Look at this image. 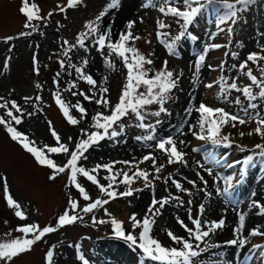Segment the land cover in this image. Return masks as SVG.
I'll return each instance as SVG.
<instances>
[{"label":"rangeland","instance_id":"obj_1","mask_svg":"<svg viewBox=\"0 0 264 264\" xmlns=\"http://www.w3.org/2000/svg\"><path fill=\"white\" fill-rule=\"evenodd\" d=\"M138 5L0 0V264H264V0Z\"/></svg>","mask_w":264,"mask_h":264},{"label":"bare ground","instance_id":"obj_2","mask_svg":"<svg viewBox=\"0 0 264 264\" xmlns=\"http://www.w3.org/2000/svg\"><path fill=\"white\" fill-rule=\"evenodd\" d=\"M115 1L116 4V9H112L110 8V10L112 11L110 13V15L113 18H116L117 22H114V24L110 25L113 27L117 28H121L123 27L121 19L122 18H127L132 12L133 10H135V8L138 5V0H113ZM141 1V0H140ZM139 6V5H138ZM137 9V8H136ZM131 16V15H130ZM112 18V19H113ZM118 18V19H117ZM111 19V18H110ZM111 21V20H110ZM127 21V20H126ZM111 23V22H110ZM258 179V178H257ZM260 184V183H259ZM258 184V185H259ZM254 187V186H253ZM251 199L253 200L254 203H258L259 202V196L257 194V189L253 190L252 194H251ZM261 199V198H260ZM249 200V199H248ZM247 200V201H248ZM251 202V201H250ZM259 206V205H257ZM217 214V213H216ZM218 217V216H217ZM259 223V222H258ZM261 224V223H260ZM243 226V229H242ZM255 226H257L256 224H254V221H251L249 224H245V225H240L238 227V231H242L243 234L248 233L249 231H251L253 228H255ZM241 229V230H240Z\"/></svg>","mask_w":264,"mask_h":264},{"label":"trees","instance_id":"obj_3","mask_svg":"<svg viewBox=\"0 0 264 264\" xmlns=\"http://www.w3.org/2000/svg\"><path fill=\"white\" fill-rule=\"evenodd\" d=\"M226 9H227V8L224 7V8H223V11L226 10ZM223 16H224V15H223ZM238 151H239V150H238ZM239 152H240V153H243L242 158H238L237 161L234 162L232 165H236V164L240 163L241 161H243V158H244V159H247V158L249 157V154H248L247 152L245 153V151L243 152L242 150H240ZM262 152H264V151H262ZM247 154H248V155H247ZM259 154H260V153H259ZM260 155H261V154H260Z\"/></svg>","mask_w":264,"mask_h":264}]
</instances>
